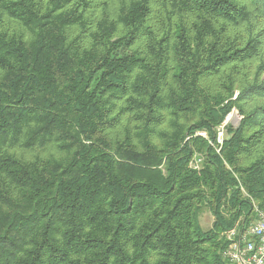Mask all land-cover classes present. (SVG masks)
Wrapping results in <instances>:
<instances>
[{"label":"trees","instance_id":"obj_1","mask_svg":"<svg viewBox=\"0 0 264 264\" xmlns=\"http://www.w3.org/2000/svg\"><path fill=\"white\" fill-rule=\"evenodd\" d=\"M253 205L264 0H0V264H227Z\"/></svg>","mask_w":264,"mask_h":264},{"label":"built area","instance_id":"obj_2","mask_svg":"<svg viewBox=\"0 0 264 264\" xmlns=\"http://www.w3.org/2000/svg\"><path fill=\"white\" fill-rule=\"evenodd\" d=\"M240 120L238 110L232 108L223 122L217 126L216 152L219 153L227 136V127H236ZM195 135L207 138L206 133L202 131H197ZM201 160L202 157H196L190 165L199 169ZM221 238L225 243L221 256L227 264H264V210L253 205L252 218L246 223L238 220L221 234Z\"/></svg>","mask_w":264,"mask_h":264},{"label":"rangeland","instance_id":"obj_3","mask_svg":"<svg viewBox=\"0 0 264 264\" xmlns=\"http://www.w3.org/2000/svg\"><path fill=\"white\" fill-rule=\"evenodd\" d=\"M202 132H205V131H202ZM206 133V132H205ZM206 136H207V134H206ZM198 158V157H200L199 155H196V156H194V158ZM193 158V159H194ZM200 165H201V163H200ZM199 221H200V224H201V226L204 228V229H208V228H210L211 227V224H212V222H213V216H212V214L210 213V211L209 210H207V209H205V210H203L202 212H201V214L199 215Z\"/></svg>","mask_w":264,"mask_h":264},{"label":"water","instance_id":"obj_4","mask_svg":"<svg viewBox=\"0 0 264 264\" xmlns=\"http://www.w3.org/2000/svg\"><path fill=\"white\" fill-rule=\"evenodd\" d=\"M226 138H228V136H226Z\"/></svg>","mask_w":264,"mask_h":264}]
</instances>
